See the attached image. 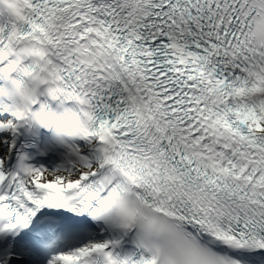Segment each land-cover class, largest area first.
Listing matches in <instances>:
<instances>
[{
	"label": "snow or ice",
	"instance_id": "6c2138e0",
	"mask_svg": "<svg viewBox=\"0 0 264 264\" xmlns=\"http://www.w3.org/2000/svg\"><path fill=\"white\" fill-rule=\"evenodd\" d=\"M0 264H264V0H0Z\"/></svg>",
	"mask_w": 264,
	"mask_h": 264
}]
</instances>
